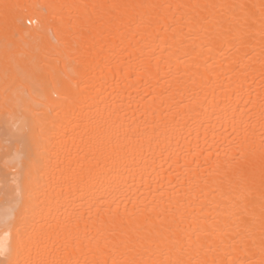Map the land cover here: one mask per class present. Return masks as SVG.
Segmentation results:
<instances>
[{
  "label": "bare ground",
  "instance_id": "1",
  "mask_svg": "<svg viewBox=\"0 0 264 264\" xmlns=\"http://www.w3.org/2000/svg\"><path fill=\"white\" fill-rule=\"evenodd\" d=\"M4 4L14 6L7 33ZM231 5L255 12V26L237 24ZM262 5L0 0V240L10 248L0 264L24 258L21 231L38 258L62 264H262ZM26 69L39 71L27 84ZM22 84L43 107L18 156L3 145L15 128L3 109L5 89ZM230 165L254 184L230 194L220 183ZM6 190L25 192L26 216Z\"/></svg>",
  "mask_w": 264,
  "mask_h": 264
},
{
  "label": "snow or ice",
  "instance_id": "2",
  "mask_svg": "<svg viewBox=\"0 0 264 264\" xmlns=\"http://www.w3.org/2000/svg\"><path fill=\"white\" fill-rule=\"evenodd\" d=\"M11 5L4 4L3 5V18H4V29L5 32L9 30L13 21L10 19L9 9ZM111 8H118V5H111ZM150 7H158L156 5H152ZM168 7H171L170 5ZM231 8H239L240 15L238 17H234L237 24H241L242 27L251 29L256 24V13L251 11L246 5H231L228 6ZM31 23V21H30ZM259 23L261 27L262 37H264V5L261 6V13L259 17ZM27 80L25 84L30 83L31 80L38 78L39 71L26 69ZM3 74L6 81L10 83V86L16 85V81L20 74V69L18 67H14L7 60L5 61V65L3 67ZM5 99H4V115L7 120L13 121L15 124L14 130L5 129L3 136V145L5 151L8 152L12 149H15L16 154L19 156L20 154H27L30 150L32 144L35 142V136L32 134V120H39L41 118V113L38 111L43 105L39 103L34 96L40 95L39 91L36 88H33L30 92L28 87L22 84L19 87H14L12 90L11 97L8 95V88L5 89ZM40 99H43L40 96ZM31 118V119H30ZM18 121V122H17ZM236 157H233L235 160ZM255 182V174L251 171H244L238 169L235 165H230L228 168L224 169L221 173V184H227L229 193L234 194L239 191H243L246 188H250ZM261 183L264 184V172L261 173ZM30 197V191L27 193ZM3 200L5 204L10 205L17 211H20L23 215L26 216L27 208H26V200H25V192L16 191L14 193H10L9 191H5L3 193ZM15 200V204H12V201ZM262 228V238H264V221L261 224ZM9 235L7 232L5 236ZM37 249L36 257H33V250ZM23 253V259L16 260H8L6 264H62L59 261H49L47 259L38 258L40 256V252L38 249V245L36 242L29 236H26L25 232H20L19 239V250L18 254ZM0 255H10L9 244L5 240H0ZM66 264V262H65ZM115 264V262H114ZM126 264H140L139 261L130 260L127 261ZM153 264H185L182 260H173L166 262H153ZM264 264V261H262Z\"/></svg>",
  "mask_w": 264,
  "mask_h": 264
},
{
  "label": "rangeland",
  "instance_id": "3",
  "mask_svg": "<svg viewBox=\"0 0 264 264\" xmlns=\"http://www.w3.org/2000/svg\"><path fill=\"white\" fill-rule=\"evenodd\" d=\"M9 90V89H8Z\"/></svg>",
  "mask_w": 264,
  "mask_h": 264
}]
</instances>
